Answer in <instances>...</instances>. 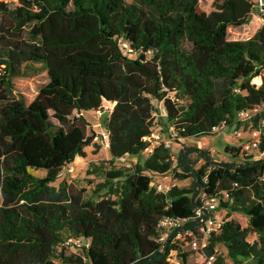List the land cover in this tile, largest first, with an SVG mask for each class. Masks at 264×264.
I'll return each instance as SVG.
<instances>
[{"label":"trees","instance_id":"obj_1","mask_svg":"<svg viewBox=\"0 0 264 264\" xmlns=\"http://www.w3.org/2000/svg\"><path fill=\"white\" fill-rule=\"evenodd\" d=\"M17 2L9 9L0 1V264H167L159 220L189 217L202 195L221 191L230 194L223 224L206 253L221 244L234 263L264 264V159L239 147L225 149L241 163L216 161L195 145L182 146L172 161L159 143L142 163L103 173L101 186L115 199L52 185L92 142L81 112L99 111L104 101L113 104L104 125L113 160L149 147L151 98L162 102L175 140L212 135L262 103L264 23L246 40L227 38L229 28L256 25L258 0L216 1L210 12L200 0ZM36 64L33 74L23 71ZM169 170L189 187L157 193L154 176ZM65 234L82 238L84 257L66 253Z\"/></svg>","mask_w":264,"mask_h":264},{"label":"rangeland","instance_id":"obj_2","mask_svg":"<svg viewBox=\"0 0 264 264\" xmlns=\"http://www.w3.org/2000/svg\"><path fill=\"white\" fill-rule=\"evenodd\" d=\"M5 3L9 9H14L18 6L17 0H0ZM130 2V0H126ZM221 0H200L199 4L202 10L206 12H210L213 9V3ZM257 17L260 20H257ZM254 22L256 25L251 27L250 24L229 28L227 32V38L229 40H246L250 38L257 28H260L264 23L262 17L259 12L254 13ZM183 48L185 50L190 49V45L186 42L183 43ZM35 69L29 66H23V71L26 74H33L36 69L39 68V65L36 64L34 66ZM0 69V74H1ZM152 105V114L154 117V125L152 128V135L148 138L150 142V146L143 152H141L137 156H128L125 155L119 159L113 160L111 159L110 153L108 151V144L103 139V133L105 132V122L109 112L111 111L113 105L110 102H102V109L99 111H86L81 112L83 118L87 121V136L92 138V142L90 145L84 148L85 157H76L74 161L64 166L59 173L58 179L52 183L53 186L57 187L60 182H66L69 185H72L74 189L77 191H82L84 198H96L98 197H110L111 199H115L114 195H108V192L101 185L104 183L103 173L113 168H123L128 169L132 167L135 163H142V161L148 156L150 150L153 149L154 146L159 143H170V154L176 157L179 149L182 146H191L195 145L199 148L207 150L213 159L216 161L222 162H233V163H241V155L235 157L234 152L226 150L225 147H239L241 148L243 141L247 139V137L242 134L240 137H235L233 135L232 129H224L223 131L212 134L208 136H201L192 139H179L175 140L170 136L171 129L167 130L166 127V113L163 107L162 102L157 101L156 99L151 98ZM246 129V127H245ZM99 146L98 148H96ZM252 157V160L264 159V153L260 151H254L251 154H248ZM201 162H199L196 167H199ZM72 167V172H68L67 169ZM95 170L96 172H92ZM34 175L37 177H43L45 175L44 171H32ZM150 174V173H149ZM264 178V175H263ZM153 180L159 181L158 176H154ZM189 180H174V185L178 188L187 189L189 187ZM64 239H68L69 236L65 234ZM256 239V235L250 233L247 237V241L252 242ZM84 247L75 249L69 248L66 249V253H74L80 256L84 254ZM217 255H220L227 259L226 249L218 244L216 246ZM60 251V247L57 248V252ZM84 257V256H83ZM244 264H255L252 258H246L241 260ZM57 262V260H56ZM195 259L190 256L189 264H194Z\"/></svg>","mask_w":264,"mask_h":264},{"label":"built area","instance_id":"obj_3","mask_svg":"<svg viewBox=\"0 0 264 264\" xmlns=\"http://www.w3.org/2000/svg\"><path fill=\"white\" fill-rule=\"evenodd\" d=\"M257 8L264 21L263 0H258ZM122 46L124 54L133 55L132 50L127 45L123 44ZM148 55L150 54L148 53ZM250 84L255 88L260 87L262 84L261 76L252 77ZM234 92L241 93L237 88L234 89ZM228 128L232 129L235 137H240L242 134L247 137L240 148L241 154L248 155L254 151H259L261 137L264 136V101L251 108L238 111L230 123L221 122L211 129L210 134H217ZM174 136L173 133L172 137ZM148 138L146 139L148 140ZM103 139L108 143L106 131L103 133ZM164 146L170 148L171 145L169 142H165ZM171 160L174 161L173 156H171ZM72 170V167L67 169L68 172H72ZM157 176L160 180H153L151 186L157 193L166 195L174 185L175 178L173 172L169 170ZM229 195L227 191H221L212 195H202L200 205L194 209L191 216H163L159 220L157 224L158 243L160 244V250H163L165 246L168 247L166 255L167 264H189L190 256L195 259L194 264H244L242 261L234 263L222 256L223 260L218 263L216 251L210 255L206 253L210 235L220 230L223 224L221 215L222 204L229 199ZM62 246L66 249H79L86 246V244L82 238L71 237L66 239Z\"/></svg>","mask_w":264,"mask_h":264},{"label":"crops","instance_id":"obj_4","mask_svg":"<svg viewBox=\"0 0 264 264\" xmlns=\"http://www.w3.org/2000/svg\"><path fill=\"white\" fill-rule=\"evenodd\" d=\"M113 105V104H112Z\"/></svg>","mask_w":264,"mask_h":264}]
</instances>
